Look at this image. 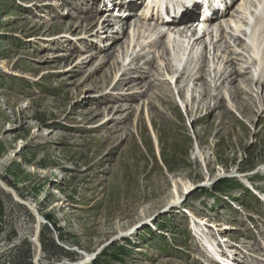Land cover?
Returning a JSON list of instances; mask_svg holds the SVG:
<instances>
[{"label":"rangeland","instance_id":"obj_1","mask_svg":"<svg viewBox=\"0 0 264 264\" xmlns=\"http://www.w3.org/2000/svg\"><path fill=\"white\" fill-rule=\"evenodd\" d=\"M149 1L127 15L111 0H0V179L45 219L40 264L85 252L94 264H229L202 241L230 264H264L261 0H225L216 31L231 47L216 59L209 36L190 53L179 29L161 47L142 20L159 14ZM108 16L126 18L125 30L104 27ZM204 50L207 85L188 79ZM231 50L243 72L221 88L214 75ZM171 51L184 58L177 84ZM217 94L230 116L202 119L196 109ZM35 232L33 213L0 187V264H34Z\"/></svg>","mask_w":264,"mask_h":264},{"label":"bare ground","instance_id":"obj_2","mask_svg":"<svg viewBox=\"0 0 264 264\" xmlns=\"http://www.w3.org/2000/svg\"><path fill=\"white\" fill-rule=\"evenodd\" d=\"M195 1L196 0H174V1L173 0H171V1L169 0V1L166 2L167 3V10H166L164 16H160L158 19H152V16H148L147 14H145V15L143 14L142 20H143V22L146 23V25L149 24L150 26L152 25V27H154L152 32L157 34V36L163 37V42L161 43V47L163 45V47L165 48L167 44L169 46L172 45V42L174 40H172L170 38V36H168V34L171 33V32L177 33L174 29H179V31H180L179 34H178L179 36H184V35L187 36L189 34V37H191L189 39V42H188V46H190V49H189L190 53H192V51H194L196 49V47H198L202 43L204 44V48L205 49H206V47L209 44V45H213L212 46L213 50H214L213 51V56H214L213 59H216V58H218V55H216L218 53V51H219L218 48H222V47L224 48L225 47V42L227 40V38L224 37L225 33H226V30L221 33V31H222L221 28L219 29V31H216V29H217V27H219L222 24L226 23V21L228 20V18H225L227 12L226 11L224 12V11L221 10L220 4L223 5L222 1H218L217 2L216 0H206L204 2V4L202 2H199V1L195 2ZM261 1H263V0H261ZM112 2L113 3H117V5L123 11V13H126L127 15H132V14H128V13H133L136 10V5L140 2V0H125V1H123V0H112ZM151 2L157 4L158 0H150L149 4ZM187 2H191V3L187 4ZM224 5H225L224 8H226V9L230 7V6L226 5V4H224ZM197 8H202V12H201L202 13L201 14L202 18H197V22L208 26L207 28H205V27L202 28L200 30L199 34H198V31H196L195 29H192V28L186 29V25H185L186 21H188L189 19L196 18V15H193L194 14L193 12ZM198 17H200V14L198 15ZM120 19H119L120 20L119 21L118 19H113V18H110V16H108V18L104 21V27L112 26V24L114 26L118 25L117 27H119V30L122 32V31L125 30L126 25H128V24L126 22V18H120ZM150 19H151V21H150ZM141 25H142V23H141ZM258 26H259V29L264 27V9L258 15ZM102 29H104V28H102ZM207 36L210 37V41H209L210 43H208V44L206 43L205 44L204 38H206ZM236 36L237 35H232V38H233L232 40L236 39L234 41V44L237 43V41H239V36H237V37ZM220 38H221V40H220ZM164 39H166V40H164ZM190 43H191V45H190ZM227 43L229 44V47L228 46L225 47V53L226 54H227V52H230L229 49L231 47L230 46V42L227 41ZM251 50H253V51L257 50L255 45H253ZM204 51H205V53H204ZM204 51H203V53H200L199 58L197 59L196 66L194 67V70H195V68H197V70L194 73L190 74L188 79L193 80V82H201L202 81L204 85H207L208 83L206 81H204V76H203L204 73H205V67H206V63L205 62L207 60L206 50H204ZM234 52L235 51L231 50V56L227 55V57H226V55H225L224 56V60L222 59V56L219 58V59H222L224 61L225 66H226L224 72H220L219 71L220 74H219L218 77H217V75H214V80L216 79V81H220L221 82L219 87L224 85V82L227 81V80L229 81V79H231L232 82L236 81L237 80L236 76H238V75L240 76V74L243 72L242 68L238 69V68L235 67V65H237V63L235 62L236 58L234 59L232 57V55L235 54ZM167 54H168V56H170V59H171L169 61H171V63H174V66H175V67L171 66L170 63H168L169 64L168 65L169 69H167V72L168 71L170 72L169 73L170 74V79L177 84L182 79H184L183 77H185L184 73L182 72L183 70L181 72L178 71L180 66H178L179 61L176 60V59H180L181 60V57L178 54V56L180 58H177L178 56H176L174 53H172V51H171V53H167ZM127 70L128 69H126L125 71H127ZM125 71H123V72L125 73ZM177 72H179V73H177ZM130 80H132V79H128V81H130ZM123 82H126V80H123ZM121 83H122V81H121ZM209 94L210 93H208V92L203 93L200 96L201 97L200 101L201 102L206 101L205 99L209 96ZM181 95H183V96L186 95V91L184 89L181 90ZM232 95L234 96L235 99L238 100V99H241V95H247V94L242 89H240L238 87H235L234 91L232 92ZM215 99H216V101H215L213 106H211V105L204 106L203 105V106H198V108L196 109V113L198 111L204 113L201 116L202 119H205V117L208 116V115L212 116L213 113L216 112L217 110H221L222 111V114L220 116L221 120H223L224 118L230 116V110L224 105L223 97H220V95L217 94ZM162 101H165L166 103H168L170 105V107L173 110H176L175 106L173 105V102H171L168 98L163 97ZM238 105L241 107L242 112H245L246 114H250V112L252 111L251 105H250L249 102H242V101L238 100ZM195 121H197V119ZM169 124H167V125H169ZM15 194H16V196H18V194L16 192H15ZM30 204L33 207L36 208V206L34 204H32L31 202H30ZM36 210H37V208H36ZM37 212H38V210H37ZM38 214H39V212H38ZM43 220L45 222L44 218H43ZM40 227H41V225H40ZM38 242H39V240H38ZM203 242L206 244L205 241H202V243ZM34 243H35V246H36V242H34ZM227 247L229 248L228 251L231 254L232 251H231L230 248L232 246H227ZM209 248L211 250H214L215 252H217L216 249H215L216 247L213 248L212 246H210ZM221 251L224 252V250H221ZM234 254L232 253V255H231L232 259L235 258ZM95 256H96V253H94V252L93 253L85 252L81 256L80 259H78L77 261H75L73 263H70V264H90L96 258ZM248 264H255V261H252V262H250Z\"/></svg>","mask_w":264,"mask_h":264},{"label":"water","instance_id":"obj_3","mask_svg":"<svg viewBox=\"0 0 264 264\" xmlns=\"http://www.w3.org/2000/svg\"><path fill=\"white\" fill-rule=\"evenodd\" d=\"M0 187L2 189H4L5 191L9 192L18 203L25 205L33 213L34 218L36 220V232H35V235H34V238H33L34 239L33 241L36 242V252H35V255H34L33 263L34 264H40L41 245L38 242V237H39L40 225L42 223H44L43 218L38 214L36 208L33 207L30 204V202H28L26 200L24 201V200H22V198L16 196V194L12 190V188H10L6 184H4L3 181H1V179H0ZM81 254H82V252H81Z\"/></svg>","mask_w":264,"mask_h":264},{"label":"trees","instance_id":"obj_4","mask_svg":"<svg viewBox=\"0 0 264 264\" xmlns=\"http://www.w3.org/2000/svg\"><path fill=\"white\" fill-rule=\"evenodd\" d=\"M95 259H96V258H95ZM95 259H94L90 264H94Z\"/></svg>","mask_w":264,"mask_h":264}]
</instances>
